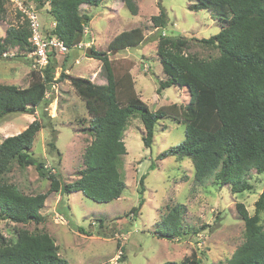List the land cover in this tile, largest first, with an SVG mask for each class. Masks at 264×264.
Instances as JSON below:
<instances>
[{"label": "rangeland", "instance_id": "374dc122", "mask_svg": "<svg viewBox=\"0 0 264 264\" xmlns=\"http://www.w3.org/2000/svg\"><path fill=\"white\" fill-rule=\"evenodd\" d=\"M133 1L137 6L136 16L131 14L123 0H104L99 6H81L80 14L88 16L89 23L81 43L68 48L67 54L51 58L55 72L48 84V104L31 109L27 114H10L0 121V144L40 120L44 127L36 136L31 152L33 157L43 162L52 173L55 169V174L64 183L76 180L83 169L85 150L93 140L89 124L91 117L71 80L59 78L65 72L72 77L104 84L105 80L100 77L102 63L81 54L80 50L91 47L108 52L109 46L121 34L133 29L141 31L143 43L133 49L109 53L119 76L130 70L137 95L152 112L164 106L190 104V94L178 86L161 94L157 92L160 81L168 79L157 54L160 36L185 37L189 41L187 53L210 60L218 57L219 51L207 48L199 40L217 35L222 30V23L208 11H192L190 6L196 0ZM2 3L5 16L0 21V39L6 37L10 27L21 26L32 17H37L46 36L52 35L56 24L45 0H2ZM161 10L169 19L163 30L155 28L152 22ZM29 54L28 50L11 47L0 58V84L25 88L30 84L32 71L44 75V70L38 68ZM119 99L123 104L128 101L127 90L120 92ZM174 117L166 116L157 123L151 147L144 144L146 130L140 116L130 118L124 135L128 153L121 166L126 190L120 199L97 204L82 193H51L41 211L45 216L42 224L1 221L0 236L12 242L20 230L46 232L56 241L60 256L68 264L178 263L194 253L202 260L201 264H229L245 241V226L236 204L243 203L251 216L255 214V204L264 192V173L252 171L247 179L253 189L233 194L228 185L222 187L213 178L204 184L197 182L190 159L169 157L159 160L161 153L185 139L186 124ZM52 139H55L61 156L50 151L48 143ZM143 177L145 203L133 218L130 213L132 208L139 206ZM5 181L29 195L43 194L50 188V180L40 176L35 167L21 168L16 162L5 175ZM177 204L186 207L183 216L186 235L175 241L159 239L155 234L157 224ZM261 219L264 224V213ZM121 256L126 261L120 262Z\"/></svg>", "mask_w": 264, "mask_h": 264}, {"label": "trees", "instance_id": "16d2710c", "mask_svg": "<svg viewBox=\"0 0 264 264\" xmlns=\"http://www.w3.org/2000/svg\"><path fill=\"white\" fill-rule=\"evenodd\" d=\"M55 20L52 35H56L72 49L82 42L89 17L80 14L83 5L99 6L104 0H45ZM132 15H137L133 0H123ZM0 0V21L5 11ZM194 12L208 11L223 25L222 30L199 43L219 51V56L204 60L187 53L189 41L185 37L161 35L157 54L168 76L160 81L158 94L172 86L185 89L191 96L187 105H170L152 112L140 99L130 70L123 76L110 59V52L133 49L143 43L141 31L133 29L121 34L109 46L108 52L92 48V56L102 63V85L63 72L59 80L70 79L76 93L86 104L91 117L90 131L93 140L83 155V169L78 178L64 183L56 173L32 155V148L39 131L44 127L40 120L32 122L21 133L8 137L0 144V222L40 225L45 216L41 213L49 194L70 195L82 193L97 204H108L120 199L126 182L121 172L123 157L127 155L124 135L128 122L139 115L146 130L143 138L151 147L154 128L166 116L186 124L185 139L164 151L159 160L175 157L190 159L195 168V180L204 184L213 178L222 187L228 185L233 194L252 190L247 179L252 171L264 173V0H196L190 6ZM164 10L152 18L153 25L163 30L168 25ZM30 23L10 27L6 37L0 39V58L11 47L21 51L33 50ZM44 69V75L31 72L28 87L0 84V121L10 114H27L48 104V84L55 72L53 61ZM127 90L128 101L123 104L119 94ZM178 107V108H177ZM46 116V113L44 114ZM52 153L61 156L55 139L48 143ZM13 162L21 168L33 166L42 177L50 180L49 191L29 195L5 181ZM155 166L152 165V168ZM139 206L131 209L136 218L145 203L144 177L141 179ZM251 216L243 203L236 209L244 222L245 241L236 250L229 264H264V192L255 204ZM186 207L177 204L157 224L159 239L175 241L186 233L183 216ZM85 235L88 232L80 229ZM16 240L8 242L0 236V264H68L62 258L56 241L46 232L31 233L20 230ZM119 249L122 250L120 243ZM119 261L126 259L121 256ZM194 253L181 262L165 264H201Z\"/></svg>", "mask_w": 264, "mask_h": 264}, {"label": "built area", "instance_id": "2783aa9c", "mask_svg": "<svg viewBox=\"0 0 264 264\" xmlns=\"http://www.w3.org/2000/svg\"><path fill=\"white\" fill-rule=\"evenodd\" d=\"M29 22L31 31L29 42L33 46V50L30 51L29 55L35 59L38 68L44 70L50 64L53 56L67 54L69 49L56 35L46 36L40 28L41 25L37 17H32Z\"/></svg>", "mask_w": 264, "mask_h": 264}, {"label": "water", "instance_id": "95a60500", "mask_svg": "<svg viewBox=\"0 0 264 264\" xmlns=\"http://www.w3.org/2000/svg\"><path fill=\"white\" fill-rule=\"evenodd\" d=\"M81 52L85 53L89 57L92 56V48L91 47L87 48L86 50H82Z\"/></svg>", "mask_w": 264, "mask_h": 264}, {"label": "crops", "instance_id": "0c3cea01", "mask_svg": "<svg viewBox=\"0 0 264 264\" xmlns=\"http://www.w3.org/2000/svg\"><path fill=\"white\" fill-rule=\"evenodd\" d=\"M82 50H80V53L82 54V52H81ZM92 80V79H91Z\"/></svg>", "mask_w": 264, "mask_h": 264}]
</instances>
